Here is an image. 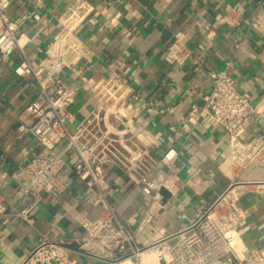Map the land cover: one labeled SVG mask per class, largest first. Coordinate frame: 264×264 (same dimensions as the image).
Returning <instances> with one entry per match:
<instances>
[{
  "label": "crops",
  "instance_id": "obj_1",
  "mask_svg": "<svg viewBox=\"0 0 264 264\" xmlns=\"http://www.w3.org/2000/svg\"><path fill=\"white\" fill-rule=\"evenodd\" d=\"M92 7L80 23L77 36L89 55L73 70L59 77L76 90L70 111L74 129L97 106L92 88L114 71L129 78L140 101L131 104L124 120L140 141L155 153L151 174L166 181L163 202L155 204L141 184L127 171L112 166L100 181L101 188L123 221L137 231L141 246H150L181 232L199 214L213 206L232 185L230 196L244 214V221L228 233L231 245L241 256L264 246V166L254 162L246 169L231 165L230 143L221 127L204 119L192 120V105L202 107L212 89L210 71L227 70L238 89L250 95L256 112L247 123L243 140L264 128V28L252 19L264 15V0H42L41 20L27 22L24 48L34 64L48 45L65 30L63 21L80 2ZM36 0H14L7 14L11 19L34 9ZM240 4L239 24L206 25ZM177 34L184 36L194 54L182 67L166 60L168 47ZM237 41L241 47L236 48ZM18 51L0 64V192L7 212L0 215V264H23L43 237L72 241L66 246L71 264H110L100 256L79 252L76 242L85 236V217L99 215L104 206L71 166L74 154H63L66 165L58 176L63 199H28L12 186L13 173L37 151L36 139L20 136L18 127L31 125L34 116L26 111L37 97L39 86L32 78H20L15 69ZM148 104L165 112L146 113ZM172 128H175L174 130ZM64 144L59 146L63 151ZM177 149L179 155L169 170L160 163L162 154ZM118 188V191L115 190ZM240 190L239 193H233ZM31 208L30 222L17 213ZM175 240H170L172 244Z\"/></svg>",
  "mask_w": 264,
  "mask_h": 264
},
{
  "label": "built area",
  "instance_id": "obj_2",
  "mask_svg": "<svg viewBox=\"0 0 264 264\" xmlns=\"http://www.w3.org/2000/svg\"><path fill=\"white\" fill-rule=\"evenodd\" d=\"M13 1L0 0V64L18 51L20 61L16 74L37 81L38 95L26 107V111L34 116V122L20 125L18 132L20 136L32 135L39 149L27 163L19 164L14 170L11 187L27 199L34 197L41 201L47 197L54 202L61 201L63 191L57 182L66 165L63 154H74L71 166L104 206L99 215L82 220L86 234L76 242L79 252L100 256L110 264H264V246L241 256L229 242L228 233L245 219L241 208L230 196L237 184L181 232L150 246L138 243L137 231L123 221L100 185L108 169L116 166L134 177L153 203L163 202L166 181L151 174L155 153L140 141H133L137 136L124 120L131 104L140 101L138 92L128 77L110 72L92 88L96 108L71 129L74 115L70 109L75 102L76 90L59 75L75 69L81 59L89 55V49L77 36V30L92 7L84 1L75 5L63 21V33L48 45L45 55L34 64L24 48L27 35L22 28L27 22L41 20L38 9L43 2L36 0L33 10L11 19L7 12ZM242 12L240 4L229 5V12L217 19L213 26L206 25L208 37L215 35L212 29L215 26L239 24L233 17ZM252 23L264 28V15L261 19L253 18ZM240 47L241 42L237 41L236 48ZM193 54L184 36L177 34L168 47L166 60L182 67ZM210 75L213 79L211 92L203 98L202 107L192 105L191 119H204L224 130L229 139L234 169H246L257 161L264 166V128L258 136L247 141L242 139L247 123L256 112L250 95L238 89L227 70L210 71ZM145 112L163 114L165 110L148 104ZM61 144L65 145L63 151L59 150ZM178 155L177 149L170 148L162 154L160 163L171 170ZM3 180L4 177H0V183ZM239 192L235 190L233 193ZM30 211L31 208H27L17 215L30 222ZM6 212L5 199L0 192V215ZM170 240L175 242L169 244ZM71 244L73 242L69 240L43 237L23 264H71L64 252V248Z\"/></svg>",
  "mask_w": 264,
  "mask_h": 264
}]
</instances>
